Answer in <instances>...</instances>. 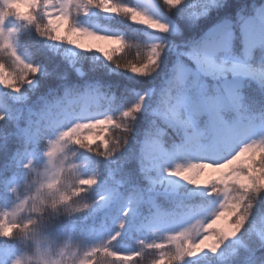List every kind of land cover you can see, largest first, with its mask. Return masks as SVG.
<instances>
[{
    "label": "snow or ice",
    "instance_id": "6c2138e0",
    "mask_svg": "<svg viewBox=\"0 0 264 264\" xmlns=\"http://www.w3.org/2000/svg\"><path fill=\"white\" fill-rule=\"evenodd\" d=\"M116 17L144 27L94 23ZM253 85L264 99V0H0V264H264ZM59 217L82 256L52 259Z\"/></svg>",
    "mask_w": 264,
    "mask_h": 264
},
{
    "label": "trees",
    "instance_id": "16d2710c",
    "mask_svg": "<svg viewBox=\"0 0 264 264\" xmlns=\"http://www.w3.org/2000/svg\"><path fill=\"white\" fill-rule=\"evenodd\" d=\"M17 8L19 10H21L20 5H17ZM164 11H167V8H164ZM100 15L103 16V13H101ZM94 23L98 27H100L101 24L107 23L111 28L117 27L121 30H124L127 32L129 38H132L136 35V33H134L132 31V29H139V28L144 27L142 25L133 24L130 21H126L121 17H116L112 21L99 19V20L94 21ZM24 48L30 54H32L34 56V58H38V56L36 54V50L32 46V39L31 38L25 39ZM135 59H136V49L135 48L126 49V54L124 55L122 62H133V61H135ZM82 70H85V69L82 68ZM247 95H248L250 100H254V101L259 102V104L257 106H260V104H264V99L261 98L260 93L258 92V90L255 89L254 85L248 89ZM4 162H5V157L3 156V154H0V167L3 166ZM77 163H86V162L77 161ZM39 170L42 172L43 167L41 166V168ZM202 177H203V180L207 179V174H205V176H202ZM203 180H202V182H203ZM3 192H4L3 186H0V204L4 205V207L0 208V210L10 212L12 210L11 198L4 199L3 198ZM93 195H95V194H93ZM58 222L61 224V232L59 234L61 237V240H60L59 246L57 248V252L59 253L60 251H63L66 254H68L70 252H76V253H78V255L82 256L83 252L81 251V249L73 246L72 242L68 240V233H69V231L73 230V228H72L73 222L67 217H59ZM79 224H80V222L77 221L76 222V225H77L76 230H78ZM140 239H145L146 242H151L152 237L149 233H144V232L135 233L133 238H131V239L125 238L124 245L127 246L128 248H140L141 247V245L139 244ZM157 242L164 243L166 245L164 251L166 253L169 251V247L167 245L166 239H158ZM64 243H68L69 247L65 248L63 246ZM15 246L18 248L21 247V245H19V244H16ZM28 252H30V251H28ZM159 255H160V253L157 252L156 250L145 249L142 258L137 259V264H154V260L158 259ZM112 259H114V258H111V257L108 258V260H112ZM108 260H104L103 258H101L98 261V264H108ZM77 264H78V261H77Z\"/></svg>",
    "mask_w": 264,
    "mask_h": 264
},
{
    "label": "clouds",
    "instance_id": "9594fccd",
    "mask_svg": "<svg viewBox=\"0 0 264 264\" xmlns=\"http://www.w3.org/2000/svg\"><path fill=\"white\" fill-rule=\"evenodd\" d=\"M34 253H35V249H34V248H33L30 252L26 253V255H27L30 259H32L33 264H35V261H36V256H35ZM51 255H52V259H57V258H58V252H57V250H52Z\"/></svg>",
    "mask_w": 264,
    "mask_h": 264
},
{
    "label": "rangeland",
    "instance_id": "374dc122",
    "mask_svg": "<svg viewBox=\"0 0 264 264\" xmlns=\"http://www.w3.org/2000/svg\"><path fill=\"white\" fill-rule=\"evenodd\" d=\"M21 10H22V11L25 10V7H24L23 5H21ZM101 28H102V29L107 28V29H109V30H117V29H110V28H109L108 26H106V25H103ZM202 180H203V177H201V182H202Z\"/></svg>",
    "mask_w": 264,
    "mask_h": 264
}]
</instances>
